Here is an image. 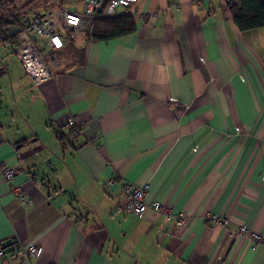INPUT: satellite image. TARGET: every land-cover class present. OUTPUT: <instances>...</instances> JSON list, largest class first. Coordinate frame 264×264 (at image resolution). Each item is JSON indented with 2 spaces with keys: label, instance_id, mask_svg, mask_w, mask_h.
<instances>
[{
  "label": "crops",
  "instance_id": "1",
  "mask_svg": "<svg viewBox=\"0 0 264 264\" xmlns=\"http://www.w3.org/2000/svg\"><path fill=\"white\" fill-rule=\"evenodd\" d=\"M121 14L133 32L66 34L45 50L52 77L39 85L0 41L12 55L0 60V166L17 169L9 182L0 172V264H264V246L238 233L264 238V26L241 30L225 0H138ZM124 182L168 219L134 217ZM33 243L39 258L10 250Z\"/></svg>",
  "mask_w": 264,
  "mask_h": 264
},
{
  "label": "built area",
  "instance_id": "2",
  "mask_svg": "<svg viewBox=\"0 0 264 264\" xmlns=\"http://www.w3.org/2000/svg\"><path fill=\"white\" fill-rule=\"evenodd\" d=\"M138 0H109L105 9L100 12L103 0H83V10L78 13L70 8L59 4L57 0H51L49 6L53 8H43L37 5H27L25 7L12 10L9 14L16 20V46L13 48V54L20 62L25 73L30 77L36 85L42 84L52 77V71L44 58L45 50H56L62 47L63 37L68 34L77 42H81L84 38L83 33L89 32L92 35L93 21L99 16H113L116 14L118 7H127ZM224 1V0H222ZM228 1V0H225ZM234 2L235 0H229ZM6 3V0H0V5ZM54 61V60H52ZM171 101H177L171 99ZM67 124L71 126L70 136L76 137L81 133V127L77 120L72 116ZM3 142L0 133V144ZM90 143H94V137L89 139ZM16 168L5 165L0 166V172L5 181L9 182ZM124 196L128 199L126 209H128L134 217H141L146 211H152L157 217L168 219L170 216V206L160 203L156 200L149 202L146 199V189L134 186L128 182L121 185ZM13 195L25 202L26 194L21 193L18 188H11ZM187 213H182L176 218V223L182 224L187 217ZM207 219L211 224H220L222 219L216 214L207 215ZM241 235L247 234L251 238V248H255L258 244L264 246V238L253 231L246 230L245 226L238 228ZM12 251H22L23 255L33 258H39L43 253V246L40 243H33L26 249L18 244ZM5 255V245H0V256Z\"/></svg>",
  "mask_w": 264,
  "mask_h": 264
},
{
  "label": "trees",
  "instance_id": "3",
  "mask_svg": "<svg viewBox=\"0 0 264 264\" xmlns=\"http://www.w3.org/2000/svg\"><path fill=\"white\" fill-rule=\"evenodd\" d=\"M109 0H103L100 7L102 12L108 5ZM232 11L234 22L241 30H249L264 26V0H235L227 1ZM11 0L0 5V41L3 44H15L16 36L7 34V27L16 24L14 17L10 16L12 10ZM135 30V23L131 15L121 14L114 16H99L93 21V40H107L119 37ZM65 134H57L61 143H64Z\"/></svg>",
  "mask_w": 264,
  "mask_h": 264
},
{
  "label": "rangeland",
  "instance_id": "4",
  "mask_svg": "<svg viewBox=\"0 0 264 264\" xmlns=\"http://www.w3.org/2000/svg\"><path fill=\"white\" fill-rule=\"evenodd\" d=\"M11 52H10V49L7 47H4L3 45H0V60L4 61L5 63H7V59L8 58H11ZM11 72H12V68H10V75L9 77H7L10 81V79L12 78L11 77Z\"/></svg>",
  "mask_w": 264,
  "mask_h": 264
},
{
  "label": "water",
  "instance_id": "5",
  "mask_svg": "<svg viewBox=\"0 0 264 264\" xmlns=\"http://www.w3.org/2000/svg\"><path fill=\"white\" fill-rule=\"evenodd\" d=\"M5 244L8 245V246H10L11 242H10V241H7ZM13 248H14V247L10 248V250H11V249L13 250Z\"/></svg>",
  "mask_w": 264,
  "mask_h": 264
}]
</instances>
